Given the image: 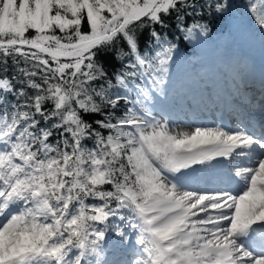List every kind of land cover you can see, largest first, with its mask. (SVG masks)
Returning <instances> with one entry per match:
<instances>
[{
  "label": "snow or ice",
  "instance_id": "obj_1",
  "mask_svg": "<svg viewBox=\"0 0 264 264\" xmlns=\"http://www.w3.org/2000/svg\"><path fill=\"white\" fill-rule=\"evenodd\" d=\"M245 6L264 33V0ZM232 12L0 0V264H264V124L153 114L186 42Z\"/></svg>",
  "mask_w": 264,
  "mask_h": 264
},
{
  "label": "bare ground",
  "instance_id": "obj_2",
  "mask_svg": "<svg viewBox=\"0 0 264 264\" xmlns=\"http://www.w3.org/2000/svg\"><path fill=\"white\" fill-rule=\"evenodd\" d=\"M244 29L246 30V32L249 33L247 28L244 27ZM234 35L235 38L227 47L225 53L226 56L231 59L233 66V73H235L234 62H237V59L239 60V58H243L240 64H242L245 60H249L253 63H248L249 67H246L245 69L247 73L242 72L240 74L239 79L237 80V83L230 88L228 95L229 105L227 107L228 108L227 111L230 114V116L235 117L239 123L241 122V120H243L245 123L247 122V120H251L254 126L253 131L259 133L261 131V124H264V121L263 123H258L259 122L258 118L253 119L255 117H252L248 113L246 114L244 111H242L240 106L234 102V98L236 97V95L241 96L240 99L245 103H247L249 107H254L257 104L254 95L258 91L264 90V84L261 85L256 84L258 73L262 75L264 72V53H262L261 50H258V48L256 49V47L251 48V45H248L244 41L243 37L237 32H235ZM250 37L251 36H248V38ZM225 77L228 78L227 75H225ZM216 82H217L216 79L212 77L211 79H208L204 85H202V88L205 89L207 93H210L211 89L214 87ZM179 94L182 96L186 95L185 91L180 89H176V92L173 91V93L171 94L172 100L175 102L171 104L173 107V113L168 114V120L170 126L177 123L178 126L174 128L175 130L191 131L198 125H208V126L217 125L216 123H209L211 119V115L216 116L215 113L207 114L208 115L207 118H204V115L206 114H201V112L206 111V106L210 107L212 112H216V108L219 106V101L217 98L215 97L203 98L198 107H196L194 110H188L186 109L184 103L182 102ZM187 102H191L190 96L187 98ZM237 105L239 106V108ZM243 105L245 106L246 104ZM228 128H234V127L232 125L229 126Z\"/></svg>",
  "mask_w": 264,
  "mask_h": 264
},
{
  "label": "rangeland",
  "instance_id": "obj_3",
  "mask_svg": "<svg viewBox=\"0 0 264 264\" xmlns=\"http://www.w3.org/2000/svg\"><path fill=\"white\" fill-rule=\"evenodd\" d=\"M244 27L248 29L250 34L246 32ZM235 32L240 34L243 37L244 41L248 45H251V48L256 47V49L258 48V50L264 51V33H261L259 29H257L254 26L251 17L245 14L236 12L235 10H233L232 16L230 18L228 17L226 33L223 37V40H221L219 51H215L213 49V46L211 42L209 41V39H206L204 42H201V43H191V45L198 52H201L202 49H207L208 50L207 52L211 54L212 59L218 65L219 74L222 76L223 79H226L225 75H227L228 80L230 82H234V80L237 79L242 72L244 73L246 72L245 71L246 67H249L248 63H253L249 60H245L243 62L244 64L243 63L240 64L243 58H239V60L237 59V62H234L235 73H233V66H232L231 59L228 58L225 53H226L227 47L230 45L232 40L235 38V35H234ZM248 36H251V37L248 38ZM185 59L186 58L182 54L181 55L179 54L175 58L174 62L171 63L170 73H169V77H168V81L166 85V87L168 88V90L166 91L167 100L166 98L157 97L154 101V105L161 104L163 100L164 102H166L165 106L168 108V105H170L171 106L170 110H173V107L171 104L175 101L172 100L171 94L173 93V91L176 92V89H179L177 88V85L179 86V83H180V80H178V78L182 79L181 87L189 88L191 90L198 91V92L199 90L206 92L205 89L202 88V85H204L208 79L212 78L210 76L211 72L208 69L207 65L204 64L201 58L196 62L195 65L188 67L186 65ZM199 72L201 74L199 75V79H197V73ZM204 74H207L208 77H205ZM183 79H187V81L184 82ZM168 96H170V100H168ZM192 96L194 98L196 97V94L193 93ZM185 98L186 97L183 96L184 100ZM196 104H200L199 101L196 102ZM166 110L169 111L168 109ZM153 114L155 116L159 115L154 110H153ZM160 118L162 119L163 116L161 115ZM177 126L178 124L175 123L174 125H171L170 127L174 129ZM117 223H119L118 220H117ZM109 239H114V237L110 236Z\"/></svg>",
  "mask_w": 264,
  "mask_h": 264
},
{
  "label": "trees",
  "instance_id": "obj_4",
  "mask_svg": "<svg viewBox=\"0 0 264 264\" xmlns=\"http://www.w3.org/2000/svg\"><path fill=\"white\" fill-rule=\"evenodd\" d=\"M245 4H246V0H233V10L249 16ZM227 23H228V17L219 19L215 22L213 33L209 39L211 40L216 50H219L221 40H223V37L226 33ZM186 43H187V51H185L182 48L179 53L184 55L189 63L194 64L195 62H197V58H198L197 52L195 51L191 43L189 42Z\"/></svg>",
  "mask_w": 264,
  "mask_h": 264
}]
</instances>
